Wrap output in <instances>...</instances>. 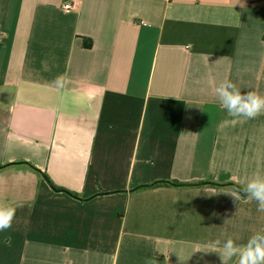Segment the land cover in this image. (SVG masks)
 <instances>
[{
  "label": "crops",
  "instance_id": "1",
  "mask_svg": "<svg viewBox=\"0 0 264 264\" xmlns=\"http://www.w3.org/2000/svg\"><path fill=\"white\" fill-rule=\"evenodd\" d=\"M210 77L264 96V0H0V166L29 163L0 169V264H221L264 230L231 187L134 191L264 175V115L233 123Z\"/></svg>",
  "mask_w": 264,
  "mask_h": 264
},
{
  "label": "clouds",
  "instance_id": "2",
  "mask_svg": "<svg viewBox=\"0 0 264 264\" xmlns=\"http://www.w3.org/2000/svg\"><path fill=\"white\" fill-rule=\"evenodd\" d=\"M68 82L66 75L61 74L52 81V86L64 88ZM211 82L216 101L221 109L226 111L227 116L233 118V123L238 120L241 122L253 120L264 115V96L258 92H242L241 88L227 78L219 83ZM144 162L153 163L151 160ZM233 181L237 185L243 184V187L234 188L226 193L231 195L236 201L242 198L241 193L245 194L246 198L244 199L246 201L254 200L257 204V211L264 213V175L256 172L246 183L234 176ZM16 211V206L0 203V232H5L12 227ZM6 243H10V240L6 241ZM207 247L209 251L219 254L221 264H228V261L233 258H235V264H264V230L255 232L244 243H236L234 239L228 238L221 245V241L217 239L207 245ZM156 262V260H152L149 264H156Z\"/></svg>",
  "mask_w": 264,
  "mask_h": 264
},
{
  "label": "trees",
  "instance_id": "3",
  "mask_svg": "<svg viewBox=\"0 0 264 264\" xmlns=\"http://www.w3.org/2000/svg\"><path fill=\"white\" fill-rule=\"evenodd\" d=\"M84 46L89 48L91 47V41L89 40H84ZM16 164H29L27 162H15V163H10L7 165H2L0 166V169L5 168L7 166L10 165H16ZM47 182L50 184V186L56 190V191H64L61 188H58L57 186H55L50 180L49 178L44 175ZM202 186H210V187H216V188H220V187H231V188H236L239 189L241 188V186L235 184V183H217V182H211V181H204V182H188V183H183V182H179V181H173V180H159V181H155L153 183L150 184H145V185H141L138 186L134 189V191H138V190H143V189H148V188H156V187H175V188H183V187H202ZM69 194H71L74 197H77L75 194H72L71 192H68ZM243 194V193H241Z\"/></svg>",
  "mask_w": 264,
  "mask_h": 264
},
{
  "label": "built area",
  "instance_id": "4",
  "mask_svg": "<svg viewBox=\"0 0 264 264\" xmlns=\"http://www.w3.org/2000/svg\"><path fill=\"white\" fill-rule=\"evenodd\" d=\"M63 9L67 11H76L77 10V4L74 2H65L63 4Z\"/></svg>",
  "mask_w": 264,
  "mask_h": 264
}]
</instances>
